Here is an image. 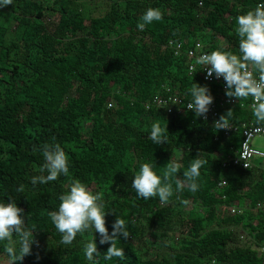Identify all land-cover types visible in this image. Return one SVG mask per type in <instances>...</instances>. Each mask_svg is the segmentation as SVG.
<instances>
[{"label": "trees", "instance_id": "1", "mask_svg": "<svg viewBox=\"0 0 264 264\" xmlns=\"http://www.w3.org/2000/svg\"><path fill=\"white\" fill-rule=\"evenodd\" d=\"M257 2L12 0L0 8V199L16 200L34 237L30 254L16 261L0 242V264H91L82 247L92 238L100 252L96 264H210L212 258L217 264H264L256 249L264 246V209L257 208L264 201V167H224L241 148V130L226 135L194 113L147 107L156 95L190 101L192 82L220 98L222 85L206 82L200 66L190 73L185 51L201 41L208 52L220 43L237 52L235 16ZM148 7H158L162 19L140 30ZM171 41L183 44L180 55ZM229 108L230 123L254 121L240 104L220 115ZM153 122L166 125L168 141L152 142ZM53 142L65 151L69 174L32 186L30 177L43 163L39 149ZM198 155L205 163L196 192L186 186L176 191L169 178L173 196L161 202L138 197L131 186L143 162L162 175L167 161L175 160L182 180ZM73 178L102 195L110 234L116 217L125 221L129 235L116 240L123 259L105 260L110 242L101 244L94 230L78 233L71 245L60 242L49 212ZM233 206L243 212L231 215Z\"/></svg>", "mask_w": 264, "mask_h": 264}, {"label": "clouds", "instance_id": "2", "mask_svg": "<svg viewBox=\"0 0 264 264\" xmlns=\"http://www.w3.org/2000/svg\"><path fill=\"white\" fill-rule=\"evenodd\" d=\"M11 3L12 0H0V8ZM162 15L158 7L146 8L137 23V28L143 30L153 21L161 20ZM234 31L239 37L237 52L220 43L211 51L196 55L194 63L189 66V72H192L196 65H201L202 69L206 68V77L213 75L216 78L222 77L225 95L237 98L238 102L250 99L249 106L255 123L264 124V0H258L255 7L235 16ZM170 43L176 44L177 48L180 47L175 41ZM188 94L190 101L187 108L192 109L197 117L206 114L213 101L209 87L192 82ZM232 116L233 110L229 108L213 122V126L217 129L229 127ZM148 136L155 144L168 141L166 125L161 126L153 122ZM39 151L43 163L39 166L37 174L30 177L32 186L38 183L45 184L56 180L60 175L69 174V161L58 143H45ZM204 163L205 160L201 155L192 158L183 170L181 180L176 176L181 164L175 160L167 161L162 175L157 173L152 162H143L132 177L131 186L138 197L147 200L155 196L161 202H167L173 196V187L169 178L175 181L176 191L186 186L189 191L196 192L200 186L198 178ZM23 188L24 185L21 184L16 191L21 192ZM58 201L56 209L49 212V217L55 229L61 234L62 244L71 245L78 233L94 230L100 234L101 244L110 242L107 250L103 252L105 260L113 257L124 258V249L117 246L116 240L121 236L128 237L126 223L116 217L111 234L109 233L105 226L107 211L99 192H93L84 182L73 178L68 189L58 195ZM0 242H4V251L14 261L30 254L34 242L33 229L26 224L24 210L17 205L12 196H8L7 200L0 199ZM82 251L87 261L96 264L95 256L100 255V252L94 238L83 243ZM210 264H217L215 258L211 259Z\"/></svg>", "mask_w": 264, "mask_h": 264}, {"label": "built area", "instance_id": "3", "mask_svg": "<svg viewBox=\"0 0 264 264\" xmlns=\"http://www.w3.org/2000/svg\"><path fill=\"white\" fill-rule=\"evenodd\" d=\"M180 47L177 48L176 44L170 43L171 46L174 47L176 55H180L183 52V44L177 42ZM199 45V48H197ZM200 52H208L201 41H197L194 46L190 47L185 51L187 58L190 61V65L194 63V57L199 55ZM200 66L202 70L203 79L208 83H220L223 88V95L217 100H213L211 105L209 106V110L206 114L199 116L203 121H212V123L217 120L220 116V111L222 108L233 106L236 104H243L241 107H248L250 109V101L246 103L245 101L238 102L237 98H230L225 95L224 81L223 78H216L214 75L211 77H206V68L202 69L203 66L196 65L193 68L194 72L196 68ZM190 72V73H192ZM189 101H186V98L181 95L170 94V95H156L154 96L150 102H148V106L156 105L161 107L167 111L168 114H174L177 116H181L187 113H194L192 109L187 108V104ZM111 106V105H110ZM231 125L227 128H221L220 130L224 132L226 135L241 130L243 135V141L241 144L240 150L237 152L236 156L230 157L228 161L224 163V167L232 164L234 166H240L244 169H251L255 165V161L257 159L264 160V151L258 148L253 147L252 141L258 136H264V126L255 123L254 121L244 122L241 124L230 123ZM226 181H221L219 183V187H225ZM257 208L262 210L264 209V201H261L257 204ZM243 209L238 206H233L229 208V213L231 215L241 214ZM259 254H264V246L256 248Z\"/></svg>", "mask_w": 264, "mask_h": 264}, {"label": "rangeland", "instance_id": "4", "mask_svg": "<svg viewBox=\"0 0 264 264\" xmlns=\"http://www.w3.org/2000/svg\"><path fill=\"white\" fill-rule=\"evenodd\" d=\"M252 145L253 147L255 148H258L260 150H263L264 151V136H258L256 137L253 141H252ZM257 161H261V159H257ZM264 165V160L261 161ZM242 240L243 242H249L250 241V238L247 237V235H243L242 237Z\"/></svg>", "mask_w": 264, "mask_h": 264}, {"label": "crops", "instance_id": "5", "mask_svg": "<svg viewBox=\"0 0 264 264\" xmlns=\"http://www.w3.org/2000/svg\"><path fill=\"white\" fill-rule=\"evenodd\" d=\"M261 161H262V160H261ZM261 161L258 162V161L256 160L254 166H258V165L260 164L262 167H264V165H263V163H262Z\"/></svg>", "mask_w": 264, "mask_h": 264}]
</instances>
